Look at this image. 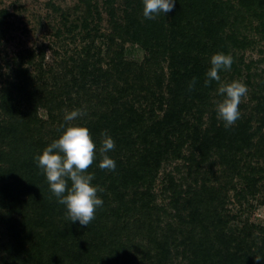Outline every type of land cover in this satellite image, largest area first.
I'll return each instance as SVG.
<instances>
[{
	"label": "rangeland",
	"instance_id": "obj_1",
	"mask_svg": "<svg viewBox=\"0 0 264 264\" xmlns=\"http://www.w3.org/2000/svg\"><path fill=\"white\" fill-rule=\"evenodd\" d=\"M220 6L222 15L228 16L225 26L221 29L224 37L236 33L237 41L246 40L238 44L240 48L233 47V43L227 40L228 47L224 52L232 57L235 55L237 59L243 58L240 66L241 73L233 74L232 68L230 71L219 73L221 81L214 82V92H211L215 105L222 99L217 95L219 83L238 80L245 84L248 75L251 76L250 83L253 85L264 81V35H261L258 32L259 29H256L259 25L257 18L246 15L236 0H220ZM143 7L142 0H0V35L2 34L0 37V95L4 98L10 96L14 109V114L3 109L1 107L4 106L3 103L0 106V122L15 126L0 127V143L1 137L5 135L3 131H11V139L29 132L30 128L21 117L32 106L36 108L34 117L40 126L45 123L43 127H31V133L25 138L33 137L32 141H26L24 145H15L17 149L14 150L13 158L9 160L14 163L11 170L17 171L18 175L24 177L26 176L24 174L30 172L33 167L36 172L42 175L34 156L41 153L46 146L61 135L63 131L61 125L66 123L67 112L81 108L89 113L87 103L84 101L88 97L84 98V92L76 91L78 89L73 84L75 80L78 81H75L76 84L81 81L85 82L86 92L90 98L96 90L100 92L101 86H104L103 82H100L99 86H93L94 82L92 81L96 78L101 81L110 74L113 76V80L117 78V85L120 88L126 87L125 81L131 87L132 95L127 100L134 104L138 113L145 112L144 117L148 121L147 124L150 122L147 119L150 113L153 112L152 114L157 117L163 115L166 107L163 105L160 108V104L168 98L169 49L174 47L171 11L157 17V22L163 25L160 31L156 30L152 33V40L149 44L146 42V46L149 45L152 50H146V46L140 44V40L118 38V33L113 29L126 27L132 21L134 22L135 14L139 16L136 18H139L140 22H144L146 18L143 16ZM113 39L114 42H112ZM166 47L168 48L166 49ZM120 52L122 56H120L119 62L117 54ZM245 65L250 66L249 70L245 68ZM85 67L90 75H86L84 78L80 70ZM25 72L23 79L20 78L19 75ZM30 78L34 80V86L45 88L46 84L47 92L56 82L63 83L65 88L67 84L68 89H63L61 97H57L56 101L51 103H46L43 99L46 95L40 92L41 89L36 90V88L28 87L23 90L24 92H14V84L18 85L17 83L22 81V84L27 86ZM106 85L114 92V84L113 86L112 83ZM4 88L9 96L2 95L1 92ZM248 92L245 97L241 98V104L248 105L251 109L248 113L253 114L252 109L256 103L251 101ZM5 101H9V99ZM62 101L65 103L63 102L59 107L60 113L59 110L50 109L57 107V104L60 105ZM91 105L101 108L96 99L91 102ZM31 111L33 110L30 109ZM51 115L55 118L53 124H50ZM203 116V122L207 123L209 115L205 112ZM83 117L70 123L85 126ZM254 117L248 131L257 136H253V140L249 141L250 145L256 142L259 134L264 133V127L259 131L258 117L255 114ZM216 118L218 122L222 121L218 116ZM189 119H191L190 116ZM87 128L90 132L100 129L101 126ZM205 128L208 127L203 125L202 130ZM35 129L41 132L39 137H36L37 130ZM100 140H103V136L101 137L98 133V138L95 137V141ZM190 142L183 143L176 153L168 155L167 159H162L159 169L153 175L149 199V207L152 209L151 219L158 222L160 229H166L164 225L170 222L175 230L174 239L171 242L174 243H172V247H175L179 255L174 259V262L188 264V258L193 255L191 245L194 242L197 243L199 238L205 247L212 245L215 250L219 249L216 238L219 232L235 239L237 243L244 242L246 246L256 244L259 248L264 249V152L260 155L254 151V146L249 148L244 144L242 147L232 146L231 151H227L225 148L221 149V147L218 151L213 147L206 154H200L190 148ZM138 145L137 152L141 150V154H143L144 148L140 143ZM191 156L194 157L191 158ZM31 158L32 160L28 164V160ZM23 160L24 162H22ZM197 162L200 164L199 168H189L191 164L194 167ZM0 163L2 164V162ZM235 163H237L236 166H234ZM253 169L256 174H252L250 171ZM101 170H104L105 175L109 173L108 169L101 168ZM105 175L101 177V187L104 189L103 192L105 190L109 192L111 181L105 179ZM252 179H256L257 182L251 183ZM171 181L178 185L176 190L183 191L181 197L185 199L191 196L190 193H187L188 191H195L202 187L211 192L209 195L214 194L213 207L215 211L220 212L223 221L217 225L216 233H211L206 238L203 237V230L200 227L195 224H186L190 223L189 219L194 210L188 207L183 210L181 206L183 201L181 200L173 203L170 199L171 193L167 191L172 185ZM176 207L181 211V215L179 218L170 217L177 212ZM63 218L69 222L66 213H63ZM125 222L129 223L132 228L130 232H122L123 239L120 240V244L117 243L112 249L104 246L105 250L100 255L109 256L110 254L111 260L117 264H158L160 258L154 260V256L161 252L158 248V242H160L158 235L153 233L154 236L148 238L143 232L135 237L133 219L119 220L118 226H122ZM209 222L214 224V220ZM1 231L0 239L3 237L6 240L8 234ZM72 233L69 234V236H73L72 240L60 243L62 251H71L70 259L74 256V249L79 250L78 247L72 250L70 246L74 245L75 237L79 239L82 247L90 246L93 251L94 247L101 246L102 240L96 231L89 233L87 230L86 232L79 230L75 235ZM128 235L131 236L128 237ZM128 239L133 240V246L130 245L131 241ZM25 246L27 249L28 245ZM137 247H142L144 252H142L143 250L138 251ZM185 247L187 249L184 251ZM173 248H171V253L175 256L176 251ZM111 251H117L114 259ZM0 253H3L1 249ZM123 256L124 259L121 258ZM145 256L149 260H145ZM119 258H121L120 261ZM164 263L167 264V262Z\"/></svg>",
	"mask_w": 264,
	"mask_h": 264
},
{
	"label": "trees",
	"instance_id": "obj_2",
	"mask_svg": "<svg viewBox=\"0 0 264 264\" xmlns=\"http://www.w3.org/2000/svg\"><path fill=\"white\" fill-rule=\"evenodd\" d=\"M236 1L246 15L257 18L259 25L256 29H259L258 32L264 35V0ZM230 8H228L229 11ZM221 11L220 0H176L175 7L170 13L174 47L169 49L170 84L167 86L168 98L160 104V108L164 105L166 109L161 117L155 116L152 114L153 112L150 113L147 118L150 121L149 124L144 117L145 112L138 113L134 104L127 100L132 93H130L131 87L126 81L124 82L126 87L120 88L117 85V78L113 80V76L110 74L101 81L96 78L92 81L94 82L92 83L93 86H99L100 82H103L104 86H101L100 92L96 90L94 95L90 96L91 99L87 95L85 82L81 81V83L76 84L78 81H73L74 86L78 89L76 91L84 92L83 97H88L84 99L89 110V113L83 117L84 127L101 126L100 129L90 131L91 138L96 145L94 149L96 159L86 171L94 173V180L92 181L94 185L101 187V177L105 175L104 170L98 166L103 156L100 152L102 140L95 141V137L98 138V133L102 137V133L107 130L115 141V148L108 155L115 160L116 169L105 175V179L111 181L110 193L106 190L105 192H98V196L103 199V206L97 208L95 218L87 226L80 225L79 222L71 223L70 220L67 222V219L63 218V213H66L65 208L57 203L56 197L50 192L44 174L41 175V173L36 172L33 167H31L30 172L24 174L26 175L24 177L18 175L17 171L11 170L14 163L9 160L13 158L14 150L17 149L15 145H24V142L32 141L33 137L25 138L31 133V127H43L45 124L40 126L38 120L35 119L34 110L36 108L32 106L30 109L33 111L30 112L29 109V111L21 113V118L30 128L26 135L11 139L12 132L3 131L5 135L1 137L0 143V162H2V164L0 163V227L8 234V237L6 240L3 237L0 239V249L3 252L0 253V264H117L111 260L110 254L109 256H101L100 254L105 250L104 246L112 249L117 243L120 244V240L123 239L122 232L129 233L132 229L126 222L122 226H118L119 220L124 218L133 219L135 237L143 232L148 238L154 236L153 233L158 235V240L160 239L158 248L161 252L154 256V260L160 258L158 264H165L164 262L178 264L174 262L179 254L175 247H172L174 243L171 240L174 239L175 234L172 224L166 223L164 225L166 229H160L158 222L156 223L155 220L151 219L152 209L149 207L153 175L159 169L162 159H167L168 155H173L183 143L189 141H191L190 148L200 154H206L213 147L217 148L218 151L220 147L231 151L232 146L242 147L244 144L249 148L254 146V151L260 155L264 152V133L259 134L256 142L250 145L249 141L257 135L250 134L248 131V127L255 118L254 114L258 117L259 131L264 127V81L253 85L250 83L251 76H247L245 84L249 89L248 94L251 96V101L255 102L256 106L252 109L253 114H250L248 113L251 110L249 106L240 103V118L228 128L224 126L223 121L218 122L216 118L215 103L211 97V92H214L215 81H212L208 86L204 84L205 74L211 67L210 57L218 52L225 53L224 50L228 47L227 40L231 41L235 48H240L238 44L246 40L237 41L236 33L224 37L221 29L225 26L228 16H223ZM135 15L139 17L137 14ZM136 17L134 19L136 23L132 21L126 27L113 29L118 33V38L140 40V44L146 46V42L149 44L152 40V33L156 30L160 31L163 24L157 22V17L152 20L146 19L144 22H140L139 18ZM154 28L155 30H153ZM145 49L149 50V45ZM117 56L119 57L117 61L120 62L121 52ZM242 59H237L233 55L231 67L233 74L241 73ZM245 68L249 70L250 66L245 65ZM86 69L87 67L80 70L84 78L86 75H90ZM24 74L26 72L20 74V78L23 79ZM194 77L196 83L190 90L189 84ZM57 83L53 84L51 90L47 92L46 84L44 85L45 88L34 86V80L30 78L27 86H24L20 81L17 83L18 85L14 84L13 88L16 93L24 92L23 90L28 87L36 88V90L41 89L40 92L46 95V98L43 99L46 103H51L56 101L57 97H61L63 89H68L67 84L65 88L63 83ZM109 83H112V86L114 84V92L107 85L105 86ZM5 89L1 92L2 95L7 94ZM7 96L9 95L7 94ZM6 98L0 95V106L4 103V106L1 107L14 114L11 98L10 96ZM8 99L9 101H5ZM94 99L97 100V104L101 108L91 105ZM38 100L40 99L38 98ZM63 102L50 109L59 110L60 113L59 107ZM205 112L209 115L207 123L203 122ZM50 118V124H53L55 118L53 116ZM203 125L208 128L202 130ZM0 127L15 126L0 122ZM35 130H37V132L35 131L36 137H39L41 132L38 129ZM139 143L144 148L143 154H141V150L139 152L136 150ZM193 157L191 156V158ZM31 160L32 158L28 160V164ZM201 161L204 162V160ZM236 165L237 163L234 166ZM199 167L198 162L194 167L192 164L189 166V168L194 169ZM250 171L252 174H256L254 169ZM256 182V179H252L251 183ZM171 183L172 185L167 191L171 193L170 199L173 203L181 200L183 201L181 204L183 210L187 207L194 210L189 219L191 220L190 223L187 222L186 224H195L200 227L203 230V237L206 238L209 234L216 233L217 225L223 221L220 212L215 211L213 207L214 194L209 195L211 192L202 187L195 191H188L187 193H190L191 196L185 199L181 197L183 191L176 190L178 185L173 181ZM178 207L175 208L177 212L170 217L179 218L181 211L178 210ZM210 220H214V224L209 222ZM79 230L84 232L87 230L89 233L96 231L102 243L101 246L94 247L93 251L90 246L82 247L79 239L75 237L74 245L71 244L70 246L72 250L75 247H78L79 250L74 249V256L70 259L71 251H62L60 243L72 240L73 236H69V234L73 232L72 234L75 235ZM216 236L219 245L217 250L212 245L205 247L200 238L197 243H192L193 255L188 258V264H264V260H255L256 256L264 257V249L259 248L258 245L246 246L244 242L237 243L235 239L225 236L222 232L217 233ZM130 241V245L133 246V240ZM25 245H28L27 249ZM171 248L176 251L175 256L172 255ZM186 249L187 247L184 248V251ZM137 250L144 252L142 247H137ZM116 252H110L113 254V259ZM145 257V260L148 259L147 256ZM121 258L124 259L125 257ZM121 258L118 260L120 261Z\"/></svg>",
	"mask_w": 264,
	"mask_h": 264
},
{
	"label": "clouds",
	"instance_id": "obj_3",
	"mask_svg": "<svg viewBox=\"0 0 264 264\" xmlns=\"http://www.w3.org/2000/svg\"><path fill=\"white\" fill-rule=\"evenodd\" d=\"M143 16L152 20L165 15L173 10L176 0H142ZM211 67L206 72L205 86L212 81H221L219 73L230 71L233 57L230 54L218 52L210 57ZM196 83V78L189 84L191 90ZM247 85L233 80L230 83H219L217 95L222 97L216 105L215 111L226 128L231 127L240 118L239 105L241 98L247 95ZM83 109H74L67 112L66 123L61 125V135L53 140L43 151L34 156L37 167L41 169L49 184L50 192L56 197L58 204L63 205L67 218L71 223L79 222L87 226L94 218L97 208L103 206V199L98 192L104 189L94 185V173L86 170L96 159L94 149L96 145L91 138L89 129L70 123L80 117L86 116ZM103 154L98 166L102 169L115 171L116 162L108 153L115 148V141L105 130L102 133ZM70 182V186H69ZM256 261L264 260V257L256 256Z\"/></svg>",
	"mask_w": 264,
	"mask_h": 264
}]
</instances>
